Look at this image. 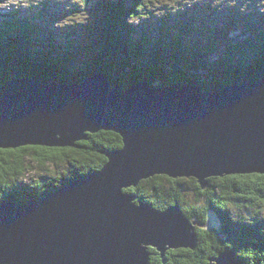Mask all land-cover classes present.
Returning <instances> with one entry per match:
<instances>
[{
  "label": "water",
  "instance_id": "water-1",
  "mask_svg": "<svg viewBox=\"0 0 264 264\" xmlns=\"http://www.w3.org/2000/svg\"><path fill=\"white\" fill-rule=\"evenodd\" d=\"M112 131L121 149L95 174L28 205L0 207V264H150V249L194 250L196 221L126 192L155 176L197 180L264 175V79L204 91L194 85L123 89L103 71L79 82L28 77L0 86V149L75 147ZM209 264H243L226 251Z\"/></svg>",
  "mask_w": 264,
  "mask_h": 264
},
{
  "label": "trees",
  "instance_id": "trees-1",
  "mask_svg": "<svg viewBox=\"0 0 264 264\" xmlns=\"http://www.w3.org/2000/svg\"><path fill=\"white\" fill-rule=\"evenodd\" d=\"M215 1L81 0L66 11L43 1L37 8L0 12V86L21 77L43 84L82 82L97 71L123 89L147 83L154 89L188 84L214 91L263 80L264 0H253L263 1L257 6ZM71 13L81 20L55 26ZM122 146L119 134L100 131L71 148L0 149V207L28 205L95 174L107 163L105 153ZM209 182L202 190L194 178L155 176L126 190L161 211L179 203L198 223L194 250H169L162 259L150 249V264H209L226 251L243 264H264V175ZM211 217L217 227L209 225Z\"/></svg>",
  "mask_w": 264,
  "mask_h": 264
},
{
  "label": "rangeland",
  "instance_id": "rangeland-1",
  "mask_svg": "<svg viewBox=\"0 0 264 264\" xmlns=\"http://www.w3.org/2000/svg\"><path fill=\"white\" fill-rule=\"evenodd\" d=\"M43 1L52 2V4H54L55 8L58 9L59 11H66L68 9V7L74 6L78 3H80L81 0H0V3L2 4V5H0V12L6 13V12H10L14 9L26 8L27 6H31V5H34V7L37 8V6L40 5V3ZM201 1H203V2L212 1L214 3L218 2L215 0H201ZM248 2L249 3H255V1H253V0H249ZM261 2H263V1H261ZM261 2H256L255 5L256 6L259 5ZM255 5H253V7H255ZM54 6H52V8H54ZM81 18H82V16H80V15L75 16L74 13H71V17L67 18L65 21H63L61 23H55V26L63 25V28H64L67 26L65 24H72L75 21L81 20ZM232 35L234 37H238V36H241L242 34L235 32ZM209 223H210L209 225L216 226V227L218 226V224L215 222L213 217L210 218ZM209 225H207L206 227H208Z\"/></svg>",
  "mask_w": 264,
  "mask_h": 264
}]
</instances>
